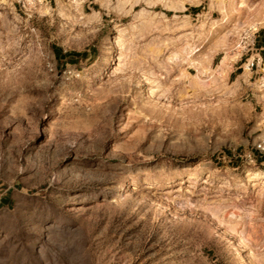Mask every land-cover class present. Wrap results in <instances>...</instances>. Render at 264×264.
<instances>
[{
  "label": "rangeland",
  "instance_id": "obj_1",
  "mask_svg": "<svg viewBox=\"0 0 264 264\" xmlns=\"http://www.w3.org/2000/svg\"><path fill=\"white\" fill-rule=\"evenodd\" d=\"M77 3L0 0V264H264V0Z\"/></svg>",
  "mask_w": 264,
  "mask_h": 264
},
{
  "label": "crops",
  "instance_id": "obj_2",
  "mask_svg": "<svg viewBox=\"0 0 264 264\" xmlns=\"http://www.w3.org/2000/svg\"><path fill=\"white\" fill-rule=\"evenodd\" d=\"M156 2H159V1H156ZM144 4H147V3L145 2ZM189 8L191 7L185 6V9L188 10ZM247 50H248L247 53L249 54V57H247V61H248L247 69L249 70L248 72H250V70H252L254 67H256L255 72H262L264 70V34L263 35L258 34V32L255 33L253 37H251ZM239 55H240L239 50L238 51L234 50L233 52H230L224 55L220 63H222V61L225 58V60H227L225 67L228 65V69H229L230 62L238 58ZM252 63L254 64V66L250 68L249 65Z\"/></svg>",
  "mask_w": 264,
  "mask_h": 264
},
{
  "label": "trees",
  "instance_id": "obj_3",
  "mask_svg": "<svg viewBox=\"0 0 264 264\" xmlns=\"http://www.w3.org/2000/svg\"><path fill=\"white\" fill-rule=\"evenodd\" d=\"M196 13H199L200 11H201V8L200 7H191ZM84 53H79V52H65L64 54H62V55H60L61 56V58L63 57V56H65V58H67V59H71V60H74L72 57L74 56V57H79V56H81V55H83ZM3 203L5 202V201H2Z\"/></svg>",
  "mask_w": 264,
  "mask_h": 264
},
{
  "label": "bare ground",
  "instance_id": "obj_4",
  "mask_svg": "<svg viewBox=\"0 0 264 264\" xmlns=\"http://www.w3.org/2000/svg\"><path fill=\"white\" fill-rule=\"evenodd\" d=\"M77 1L78 0H74V2H76L77 3ZM78 4V3H77ZM226 61L227 60H225V58H224V60L222 61V63H220L219 64V71H221L222 70V72H223V70L225 69V64H226ZM256 175L259 177V175L261 176V174L260 173H256Z\"/></svg>",
  "mask_w": 264,
  "mask_h": 264
},
{
  "label": "built area",
  "instance_id": "obj_5",
  "mask_svg": "<svg viewBox=\"0 0 264 264\" xmlns=\"http://www.w3.org/2000/svg\"><path fill=\"white\" fill-rule=\"evenodd\" d=\"M253 66H254L253 63L249 65L250 68H252ZM263 73H264V70H263ZM257 148H258V149L260 148V150H264V147H263L261 144H260ZM250 156H251V159H252L253 161L256 160L254 157H252V155H250Z\"/></svg>",
  "mask_w": 264,
  "mask_h": 264
}]
</instances>
